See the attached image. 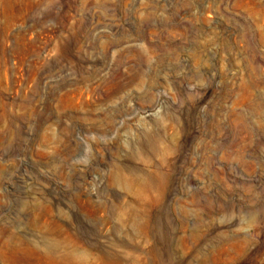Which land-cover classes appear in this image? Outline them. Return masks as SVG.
I'll return each mask as SVG.
<instances>
[{
  "label": "rangeland",
  "instance_id": "obj_1",
  "mask_svg": "<svg viewBox=\"0 0 264 264\" xmlns=\"http://www.w3.org/2000/svg\"><path fill=\"white\" fill-rule=\"evenodd\" d=\"M0 264H264V0H0Z\"/></svg>",
  "mask_w": 264,
  "mask_h": 264
}]
</instances>
